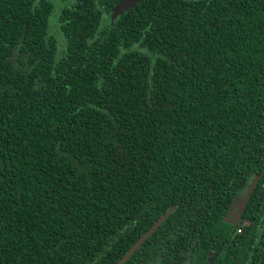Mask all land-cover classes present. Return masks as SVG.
Returning a JSON list of instances; mask_svg holds the SVG:
<instances>
[{
  "label": "trees",
  "instance_id": "1",
  "mask_svg": "<svg viewBox=\"0 0 264 264\" xmlns=\"http://www.w3.org/2000/svg\"><path fill=\"white\" fill-rule=\"evenodd\" d=\"M121 1L0 0V264H264V0Z\"/></svg>",
  "mask_w": 264,
  "mask_h": 264
},
{
  "label": "water",
  "instance_id": "2",
  "mask_svg": "<svg viewBox=\"0 0 264 264\" xmlns=\"http://www.w3.org/2000/svg\"><path fill=\"white\" fill-rule=\"evenodd\" d=\"M144 0H122L113 10L112 12V20L116 21L119 17L123 16L129 10L135 8L138 4L143 2ZM264 174V173H263ZM262 175L257 177L252 185L250 186L249 190L247 191L246 196L242 199L240 209L238 211L237 219L242 216L253 192L255 191L256 186L258 185L259 181L261 180ZM169 213L165 216L161 217L157 223L153 226V228L147 232L128 252L127 254L121 259L118 264H126L129 259L133 256V254L151 237V235L159 229V227L165 222L168 218Z\"/></svg>",
  "mask_w": 264,
  "mask_h": 264
},
{
  "label": "rangeland",
  "instance_id": "3",
  "mask_svg": "<svg viewBox=\"0 0 264 264\" xmlns=\"http://www.w3.org/2000/svg\"><path fill=\"white\" fill-rule=\"evenodd\" d=\"M56 16H57V12L52 16V19H51V23L53 24V27H54L53 30H52L53 33H56V30H57L56 24H55ZM234 208H235L234 211H236L237 209L239 211V209H240V207L239 206L237 207V205H235ZM233 216H234V213L230 215V218H233Z\"/></svg>",
  "mask_w": 264,
  "mask_h": 264
},
{
  "label": "flooded vegetation",
  "instance_id": "4",
  "mask_svg": "<svg viewBox=\"0 0 264 264\" xmlns=\"http://www.w3.org/2000/svg\"><path fill=\"white\" fill-rule=\"evenodd\" d=\"M235 205H237V203ZM235 205H234V207H235ZM234 207H233V212L231 214L234 213L233 219H234V221L238 222L240 219V218L237 219V217H236V215L238 214V209L236 211H234L235 210ZM237 207H238V205H237ZM150 264H153V263H150Z\"/></svg>",
  "mask_w": 264,
  "mask_h": 264
}]
</instances>
